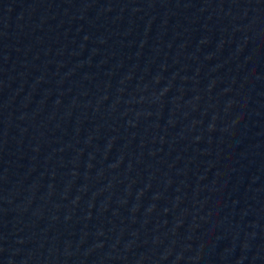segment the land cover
<instances>
[{
  "label": "water",
  "instance_id": "1",
  "mask_svg": "<svg viewBox=\"0 0 264 264\" xmlns=\"http://www.w3.org/2000/svg\"><path fill=\"white\" fill-rule=\"evenodd\" d=\"M264 263V0H0V264Z\"/></svg>",
  "mask_w": 264,
  "mask_h": 264
}]
</instances>
